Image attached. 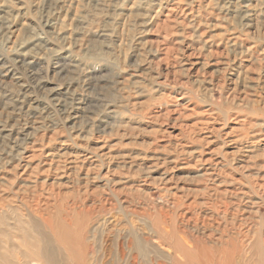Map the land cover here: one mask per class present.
I'll use <instances>...</instances> for the list:
<instances>
[{
	"label": "rangeland",
	"instance_id": "obj_1",
	"mask_svg": "<svg viewBox=\"0 0 264 264\" xmlns=\"http://www.w3.org/2000/svg\"><path fill=\"white\" fill-rule=\"evenodd\" d=\"M0 192L51 242L109 197L94 263L189 205L264 238V0H0Z\"/></svg>",
	"mask_w": 264,
	"mask_h": 264
},
{
	"label": "bare ground",
	"instance_id": "obj_2",
	"mask_svg": "<svg viewBox=\"0 0 264 264\" xmlns=\"http://www.w3.org/2000/svg\"><path fill=\"white\" fill-rule=\"evenodd\" d=\"M204 175L207 176L206 173ZM85 178L89 185H93L90 174H86ZM87 183L85 190L88 193L91 187ZM100 197H85L69 206L70 223L65 212L59 213L52 229V242L45 234L41 237L31 235L27 230L28 220L23 215L15 217L13 225L9 222L10 218L7 220L5 217L6 214L0 216V264H264V238L261 233L250 236V229L243 233L222 227L218 219L220 211L213 204L189 205L180 214L179 223L163 215L147 233L136 228L124 229L117 234L116 241L103 240L101 260L89 262L95 253L89 238L101 235L105 225L110 223L100 212L101 207H106L109 215L119 207L113 205L109 197ZM179 205L173 203L176 208ZM0 209H5L2 201ZM8 211L14 213L13 208ZM37 217L43 222L49 221L52 227V221L44 219L41 214ZM70 227H73L74 235L72 239H65ZM40 242L43 245L39 246ZM54 244L59 245L60 250L54 249Z\"/></svg>",
	"mask_w": 264,
	"mask_h": 264
}]
</instances>
